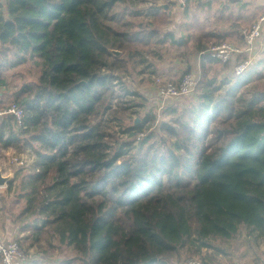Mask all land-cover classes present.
I'll return each mask as SVG.
<instances>
[{
	"label": "trees",
	"instance_id": "trees-1",
	"mask_svg": "<svg viewBox=\"0 0 264 264\" xmlns=\"http://www.w3.org/2000/svg\"><path fill=\"white\" fill-rule=\"evenodd\" d=\"M121 1L0 3V77L20 65L40 68L38 81L23 86L21 97L13 99L25 107L24 128H17L15 118L0 117V144L8 148L24 142L38 157L39 172L19 184L27 201L21 223L26 228L40 223L36 241L44 230L54 231L52 239L47 236L49 244L72 249L81 264L154 259V264H170L193 233L197 243L192 245L200 248L231 240L241 226L264 237V89L239 95L240 77L218 83L206 56L194 103L183 110L173 104L166 108L176 115L177 129L163 126L174 138L164 153L146 151L148 138L134 146L146 119L123 130L134 140L108 149L101 122L110 110L115 75L126 67L125 57L112 51L162 35L161 43L187 45L154 22L136 32L107 26ZM153 18L167 25L169 14ZM192 27L199 53L211 49L213 40L234 42L229 33L206 31L198 19L186 29ZM261 64L264 59L249 69L256 72ZM8 120L12 131L5 139ZM31 210L36 216L29 221Z\"/></svg>",
	"mask_w": 264,
	"mask_h": 264
},
{
	"label": "rangeland",
	"instance_id": "rangeland-1",
	"mask_svg": "<svg viewBox=\"0 0 264 264\" xmlns=\"http://www.w3.org/2000/svg\"><path fill=\"white\" fill-rule=\"evenodd\" d=\"M0 3L5 4V0H0ZM229 5L234 9L235 4L232 0L229 1ZM201 6L202 4L198 0H122L108 15L105 22L106 25L117 32L125 30L129 32L140 31L142 26L144 27V25L154 22L155 26L162 27L164 32L168 30V32L173 33L176 39L187 41V45L177 47L169 41L161 43L159 40L163 37L162 35V37L152 38L146 43L131 41L129 42V47L118 51L120 52L119 56L125 57L126 67L115 75L117 82L114 84V95L110 98V110L107 111L104 121L101 122V126L107 135L106 143L108 149L116 150L122 141L134 140L130 135H124L123 130L141 124L144 119H146V123L142 128V132H144L142 135L144 136L136 137L138 141L134 146L139 148V140L142 141L148 138V143L145 145L146 151L164 153L166 148L170 147L172 142H174V138L165 129L168 125L177 129V125L173 122L176 115L170 116L169 108L161 109L157 104L156 88L162 82H176L182 75L189 73L188 68L191 63L195 66L196 63L195 61L192 62L191 52L196 46L197 34L193 31V27L186 29V26L192 22L193 18L197 19L198 17V20H203L204 10L207 5L205 8ZM213 6L217 8L218 4L215 2ZM223 7L221 6L220 9L222 10ZM223 11L225 15L221 21L226 24V21L232 18L227 16L228 12ZM163 12H168L169 14L167 25L161 20L155 21L153 18L156 13ZM221 21L214 19L213 23L208 22V26H204V29L206 31L214 30L215 33L222 34L223 29L231 26H219L222 23ZM211 42L213 46L218 44L216 40ZM209 67L214 69L215 74L218 76L214 77L218 79V83L237 80L231 74L226 76V70L219 68L217 65L210 64ZM250 69L240 77V82H244V84L239 86L238 92L239 95L245 97H250L253 93L264 89V65L261 64L256 72ZM223 74H225V77ZM39 75L40 68L32 67L29 64L20 65L2 73L0 77V117L7 116L6 114L9 113L8 109L15 105L13 103L14 97H21L22 87L26 84L36 83ZM198 80L200 79L198 78ZM128 93H136L138 97H131ZM193 95L194 92L189 97L187 96L175 103L172 102V104L178 110H183L185 106H190L191 103H194ZM98 122L99 120L95 121L96 124ZM11 127V121L8 120L5 139L11 137ZM23 143L21 142L20 145L8 148H4L0 144V172L2 177L9 180L5 184L8 194L6 198L4 197L5 212L13 220L18 218L27 205V201L22 198L24 193H22L19 185L24 182L22 178L37 174L35 171H39L37 166L38 157L35 150ZM18 174L22 175L16 180ZM48 181L50 182L49 179ZM4 216V214L0 213V224L5 221ZM26 216L29 221H32L36 215L31 210L26 213ZM39 224V222H35L34 226L31 225L27 228L31 231L27 243L24 235L22 238L17 237L18 240L22 239L25 241L24 244L22 241L23 246L27 245L28 249H32L33 255L26 252V255L30 258L28 260L29 264H63V262L70 260L73 261V264H81L79 256L72 249L61 246L56 241L54 245L49 244L47 236L50 239L54 237V231L52 230H44L41 235V243L36 242L35 236L37 232L35 231V226ZM241 227L239 228L241 230L238 236L231 240L232 243L222 244L229 252L235 253V259L241 254L240 262H235L234 259H231L232 254L229 257L222 256L220 258L214 253H219L218 251H210L206 247L200 248L197 245L193 246V243H197V235L193 233L191 239L186 241L184 248L172 257L170 264H207V260L211 264H264V238H254L249 242L245 238L249 236V231ZM33 242L38 244H33ZM235 249L237 250L236 252Z\"/></svg>",
	"mask_w": 264,
	"mask_h": 264
},
{
	"label": "crops",
	"instance_id": "crops-1",
	"mask_svg": "<svg viewBox=\"0 0 264 264\" xmlns=\"http://www.w3.org/2000/svg\"><path fill=\"white\" fill-rule=\"evenodd\" d=\"M198 1L202 4V6H201L202 8H205L207 5V8L204 10V15H203L204 17L202 18L203 19L202 22H204V26H208V24H207L208 22L213 23L214 19H216V20L218 19L221 21V19H224V15H225L223 13L224 12L223 10L228 12L227 16H230L232 18V19H229L232 22L229 20H227V21L225 20L227 22L225 24L223 21H221L222 23H220L219 26H231V27H228L227 29H223L222 34L229 33L230 36L233 37L234 42H232V43L224 42L222 44H231V45L237 46V47H242L244 44V40L241 36H236L235 33L240 32L243 28H248V27L252 26V24H254L257 21L258 17L260 15L264 14V0H232V2H234V4H235L234 9L231 8V6L229 5L230 0H198ZM215 2L218 4L217 8L213 6V3L215 4ZM221 6H224L222 8V10L220 9ZM197 19H198V17H197ZM193 20H194V18L192 19V21ZM199 21H201V20L199 19ZM242 25L245 27H243L241 29L238 28L239 29L238 30L236 26H242ZM239 35H240V33H239ZM222 44H219V45H222ZM219 45H215V46H219ZM215 46H212V47H215ZM192 51H193V52H191V55L193 57L192 62L195 61L196 64H195V66H193L191 63V66L188 69H189V72L196 74L198 76V78L200 79L201 78V67H202L201 58H202V56H206V55H204L203 53H199L198 51L195 50V48ZM116 57H120V56H116ZM246 57H247L246 54L241 56L242 59H246ZM206 58L209 59L207 63H211L213 65L217 64L213 59H210L207 56H206ZM263 59H264V33H263V37L259 40V42L256 46V54H255V57H254L252 64L256 60L261 61ZM197 67H199L198 70H197ZM219 68H223L226 70L225 71L226 76H229L231 74L229 64L228 65H222L220 63ZM224 75L225 74H223V76ZM181 77H180V79H181ZM179 80H177L176 82H178ZM7 196H8L7 186H5V185L0 186V213L5 215L4 216L5 221H3L2 224H0L1 239L7 242V241H12V240H18V238H17L18 236L22 238L24 235L27 239L26 240V243H27L28 238H29L28 236L31 234V231L29 229H27L26 227L24 228L25 225L23 223L19 222L20 221L19 216L17 219L13 220V219H10V217L6 215V212H5L6 207H5L4 197L6 198ZM21 227H22V229H21ZM242 227L246 228L245 226H242ZM240 230H239V232H240ZM248 231H249V236L245 237V238L249 242H251L254 238H264V237H259L256 232H253L251 230H248ZM238 233L235 237L238 236ZM242 237H244V236H242ZM234 238H232L231 240H233ZM231 240L225 241V242L215 241L214 247L208 248V250L218 251L219 253H217V252H214V253H216L220 258H222V256L229 257L232 254L231 259H234L235 262H240L239 260L241 258V254H239L237 259H235L234 258L235 253L229 252L226 248H224V245H222V244H226L228 242L232 243ZM20 241L22 242L23 240L21 239ZM24 242L25 241H23V244H24ZM36 242L41 243L40 241H36ZM33 244H38V243L33 242ZM23 247H26V248H24L25 252L30 253V255H33L32 249H28L27 245L23 246ZM236 251L237 250L235 249V252ZM206 263L211 264L209 262V260H207Z\"/></svg>",
	"mask_w": 264,
	"mask_h": 264
},
{
	"label": "built area",
	"instance_id": "built-area-1",
	"mask_svg": "<svg viewBox=\"0 0 264 264\" xmlns=\"http://www.w3.org/2000/svg\"><path fill=\"white\" fill-rule=\"evenodd\" d=\"M264 26V15L248 28H243L240 33L244 37L242 47L233 46L231 44H222L212 47L203 54L216 59L222 65H230L231 75L235 78L243 76L250 68L255 54L256 46L262 38V28ZM246 54V59L241 56ZM117 81L114 82V84ZM199 80L196 74L189 72L182 76L178 82H162L157 85V104L161 109L169 107L172 102L178 98L187 97L193 94ZM25 107H17L16 105L8 109L7 116L17 120V128H24ZM141 132L137 135H142ZM144 136V135H142ZM24 167V166H23ZM36 173L39 171H35ZM30 258L26 255L23 244L20 240H12L3 242L0 232V264H29ZM196 264V263H194Z\"/></svg>",
	"mask_w": 264,
	"mask_h": 264
},
{
	"label": "water",
	"instance_id": "water-1",
	"mask_svg": "<svg viewBox=\"0 0 264 264\" xmlns=\"http://www.w3.org/2000/svg\"><path fill=\"white\" fill-rule=\"evenodd\" d=\"M112 54H114L116 56H119L120 55V52H118V51H112ZM8 181H9L8 178L2 177L1 172H0V186L5 185ZM155 262H156V259L152 260L151 262H149L147 264H154Z\"/></svg>",
	"mask_w": 264,
	"mask_h": 264
}]
</instances>
